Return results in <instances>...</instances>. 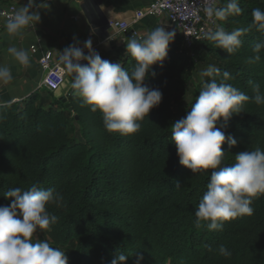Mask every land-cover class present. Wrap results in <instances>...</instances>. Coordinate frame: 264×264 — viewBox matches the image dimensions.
Returning a JSON list of instances; mask_svg holds the SVG:
<instances>
[{"label": "trees", "instance_id": "trees-1", "mask_svg": "<svg viewBox=\"0 0 264 264\" xmlns=\"http://www.w3.org/2000/svg\"><path fill=\"white\" fill-rule=\"evenodd\" d=\"M239 7L240 15L216 20L211 31L217 25L229 32L247 28L252 10H264V0H239ZM240 39L241 47L228 54L206 36L192 48L180 36L174 38L163 67L153 65L155 76L149 74L144 82L161 90V103L131 135L106 131L101 114L82 106L72 92L66 102L41 90L0 105V206L11 204L3 196L10 188L27 190L35 184L60 193L62 206L47 207L58 219L45 234L50 245L65 252L68 264H111L120 253L128 256L124 264H137V257H142L139 264H264V195L253 199L251 216L224 222L218 230L197 228L195 211L211 170L192 174L181 166L171 138V125L186 116L213 79L195 84L178 117L174 106L182 104L185 84L200 64L220 70L214 76L218 83L231 84L250 98L256 95V83L264 96V49L259 61L249 62L264 32L253 29ZM106 57L129 72L135 63L125 45ZM224 72L230 73L227 81ZM216 126L237 141L232 148L227 142L221 146L225 164L234 163L237 153L264 150V104L250 99L242 113ZM221 245L229 257L219 253Z\"/></svg>", "mask_w": 264, "mask_h": 264}, {"label": "clouds", "instance_id": "clouds-1", "mask_svg": "<svg viewBox=\"0 0 264 264\" xmlns=\"http://www.w3.org/2000/svg\"><path fill=\"white\" fill-rule=\"evenodd\" d=\"M203 11L209 19L216 20L242 13L239 0H210ZM39 13L40 5L34 6V0H27L26 5L20 6L7 19L4 25L7 34L23 38L40 22ZM251 16L252 22L247 28L229 32L217 25L215 31L206 33V38L218 49L233 54L241 47L240 37L245 32L253 29L264 32V10L255 8ZM174 36L175 32L157 27L142 39L129 38L126 52L135 62L131 72L119 62L103 59L93 50L90 39L84 42L83 47L77 43L70 44L59 53L67 71L74 74L70 81L72 94L79 98L82 106L101 114L104 128L109 133L127 136L138 132L140 122L162 100L161 90L149 88L144 82L149 74L155 76L153 65L163 67ZM261 49H264V41L254 45L253 51L257 55L249 62L260 60L258 53ZM7 52L20 65L30 66V57L25 49L13 45L7 48ZM219 75L220 70L214 65L199 72L201 79H213L204 84L186 116L171 125L172 143L179 164L192 174L211 170L206 191L195 211V226L206 225L209 230H218L224 222L238 217L251 216L253 199L264 195V150L255 148L237 153L234 163L225 164L226 154L221 146L227 142L232 148L237 141L216 126L218 121L226 124L231 116L242 113L250 99L257 105L264 104L260 85L250 82L256 93L254 98H250L231 84L218 83L214 76ZM230 78V73H223V81ZM12 80L10 68L0 65V83L7 84ZM176 187H180L178 183ZM3 196L10 199L11 204L0 206V264H68L64 251L34 238L38 230L41 233L50 231V226L56 223L58 218L51 215L47 207L62 206V195L54 189H43L33 184L27 190L10 188ZM218 251L225 257L231 255L223 245ZM127 259L123 253L116 254L111 264H124ZM140 260L142 257H137V264Z\"/></svg>", "mask_w": 264, "mask_h": 264}, {"label": "crops", "instance_id": "crops-1", "mask_svg": "<svg viewBox=\"0 0 264 264\" xmlns=\"http://www.w3.org/2000/svg\"><path fill=\"white\" fill-rule=\"evenodd\" d=\"M153 0H37L40 5V22L34 29H29L23 38L10 37L0 18V65H7L13 76L10 83H0V105L20 101L32 93L49 90L59 99L67 98L72 92L70 81L73 74L67 71L60 59V53L70 44L77 43L83 47L86 40L92 41L94 48L104 58L110 51L127 44L130 34L119 33L110 27V22L124 21L130 23L135 11L147 7ZM24 6L27 0H14ZM157 27L165 31L177 30L165 16L145 17L134 29L144 38ZM137 39V38H136ZM35 44V53L30 52ZM25 49L30 57V66L20 65L7 52L10 46ZM46 51L53 52L52 63L60 65L66 76L59 82L53 81L39 67V59ZM110 59V56L106 57ZM51 87V88H49Z\"/></svg>", "mask_w": 264, "mask_h": 264}, {"label": "built area", "instance_id": "built-area-1", "mask_svg": "<svg viewBox=\"0 0 264 264\" xmlns=\"http://www.w3.org/2000/svg\"><path fill=\"white\" fill-rule=\"evenodd\" d=\"M209 2L210 0H153L147 7L135 11L130 23L113 21L109 24L112 29L121 34L130 30L132 36L140 39V35L134 28L139 25L143 18L165 16L177 30L184 46L191 47L194 43L203 40L206 33L216 25V19H209L203 11ZM17 9L16 2L0 3V18L6 23L7 19ZM93 50L95 49L93 48ZM30 52H36L35 44L31 45ZM52 58V51L44 52L39 59V67L53 81L59 82L64 79L66 72L60 65L53 64Z\"/></svg>", "mask_w": 264, "mask_h": 264}, {"label": "rangeland", "instance_id": "rangeland-1", "mask_svg": "<svg viewBox=\"0 0 264 264\" xmlns=\"http://www.w3.org/2000/svg\"><path fill=\"white\" fill-rule=\"evenodd\" d=\"M179 37V35L177 36ZM175 37V39L177 38ZM181 43L184 45L183 43V40L181 38ZM190 48V47H188ZM192 48V46H191ZM192 55V54H190ZM207 67L205 66V64H200L199 67H198V70L197 72L193 75L192 79L189 80L186 84H185V89H186V94L185 96L183 97L182 99V104L181 105H177V106H174V111L176 113V115L178 117H181V111H182V108L185 106V104H187V102L190 100L191 98V94L193 92V88L195 86L196 83H198L199 81H201L202 79L200 78L199 76V72L201 70H204L206 69ZM34 238L38 241V242H42V241H47L49 243V240L45 234V232L41 233L39 232V230L37 231V233L34 234Z\"/></svg>", "mask_w": 264, "mask_h": 264}, {"label": "water", "instance_id": "water-1", "mask_svg": "<svg viewBox=\"0 0 264 264\" xmlns=\"http://www.w3.org/2000/svg\"><path fill=\"white\" fill-rule=\"evenodd\" d=\"M35 1H37V0H34V2H35ZM130 34H132V31H130ZM66 100H67V98L62 99L63 102H66ZM66 107H67L68 109H70V106H69L68 103H66ZM76 118H77V117L75 116V119H76Z\"/></svg>", "mask_w": 264, "mask_h": 264}]
</instances>
